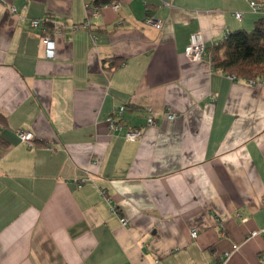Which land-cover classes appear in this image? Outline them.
I'll return each mask as SVG.
<instances>
[{"label": "crops", "instance_id": "obj_1", "mask_svg": "<svg viewBox=\"0 0 264 264\" xmlns=\"http://www.w3.org/2000/svg\"><path fill=\"white\" fill-rule=\"evenodd\" d=\"M95 1L0 0V264H261L264 79L184 55L191 33L208 52L260 16L247 0ZM31 19L58 23L53 59Z\"/></svg>", "mask_w": 264, "mask_h": 264}, {"label": "built area", "instance_id": "obj_2", "mask_svg": "<svg viewBox=\"0 0 264 264\" xmlns=\"http://www.w3.org/2000/svg\"><path fill=\"white\" fill-rule=\"evenodd\" d=\"M247 4L249 7V10L260 16V17H264V0H247ZM106 6H110L113 9H117L119 7L118 4L116 3H105V4H100L98 7H91V14L92 15H96L98 13V10L100 7H106ZM10 12L13 15H17L18 16V12L16 11V9L13 6L9 7ZM234 17L235 19H237L238 21H241L242 18V12H235L234 13ZM46 20H41V19H31L29 21V26L33 29H38L41 31V35H40V39L41 42L44 46V51H45V56L48 59H53L54 57V40L52 35L53 34H60L61 30L59 28L58 23H55L54 21L52 22V33L50 34L46 28L45 22ZM145 23L155 26V27H160L161 24L159 21H154L151 18H147L145 20ZM88 22L85 21L83 22L81 25H74V29H79V28H87L88 27ZM228 35V32H225V34L223 35V38L216 42L214 45H217L219 42H221L226 36ZM207 51V47L205 42L202 39V36L199 32H193L189 35V41L187 43V45L185 46L184 49V55L190 59V60H201L204 56H207V59L209 61V54ZM210 62V61H209ZM234 76H232L233 78ZM251 82H254L251 80ZM125 107L124 106H119L116 114L118 116H121L122 112L124 111ZM167 118L170 120H173L175 118L174 114H167ZM107 123H108V127L110 130H119L122 128V124L116 120L115 114L111 115L108 117L107 119ZM146 123L147 125H154L155 121L154 118L152 116H148L146 118ZM17 135L19 137V139L21 141H23L27 146H31L32 145V139H33V135L29 132H23V131H18ZM141 137V130L140 128H128L126 133H125V141H136L137 139H139ZM113 210L114 207H112ZM245 220V219H243ZM120 222L122 225H126L128 223V221L121 217L120 218ZM261 233L260 231H253L251 232L250 236H255L257 234ZM191 237H195L196 236V231L192 230L190 233ZM230 252L228 251H224L222 253L219 254L218 259L216 264H230L229 263V258H230ZM261 264H264V255H262L261 257Z\"/></svg>", "mask_w": 264, "mask_h": 264}, {"label": "trees", "instance_id": "obj_3", "mask_svg": "<svg viewBox=\"0 0 264 264\" xmlns=\"http://www.w3.org/2000/svg\"><path fill=\"white\" fill-rule=\"evenodd\" d=\"M107 2L95 1L99 5ZM208 54L211 65L228 75L254 82L264 79V17L254 21L250 30L232 31Z\"/></svg>", "mask_w": 264, "mask_h": 264}, {"label": "rangeland", "instance_id": "obj_4", "mask_svg": "<svg viewBox=\"0 0 264 264\" xmlns=\"http://www.w3.org/2000/svg\"><path fill=\"white\" fill-rule=\"evenodd\" d=\"M252 26H253V24H252ZM252 26L250 25V26H248V27H250V28H248L247 30H250L251 28H252Z\"/></svg>", "mask_w": 264, "mask_h": 264}]
</instances>
